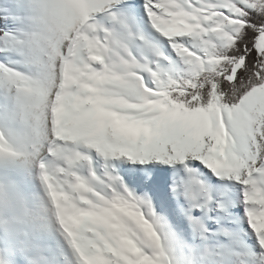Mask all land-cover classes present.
I'll return each instance as SVG.
<instances>
[{"label": "bare ground", "instance_id": "bare-ground-1", "mask_svg": "<svg viewBox=\"0 0 264 264\" xmlns=\"http://www.w3.org/2000/svg\"><path fill=\"white\" fill-rule=\"evenodd\" d=\"M2 2L11 19H19L34 32L15 42L5 36L1 43L0 56L10 64L0 68L1 261L10 264L24 254L28 260L24 264H77L81 259L89 264H157L153 258L157 257L158 233L151 227L137 231L144 249L127 229H120L109 242L85 244L70 216L73 211L66 206L70 200L62 199L57 190H49L45 164L52 168L79 150L85 155L91 149L102 163L95 184L104 188L103 181L110 174L122 178L127 187L136 186L151 206L159 203L164 209L162 227L171 239L179 241L184 260L189 254L202 264H264V201H253L256 194H264L257 186L264 184V174L247 173L254 167L264 170V100L260 95L251 93L243 102L245 113L236 112L229 118L234 151L213 168L217 134L205 121L208 114L175 118L167 127L138 134L115 113L104 140L97 142L90 140L80 125L81 117L75 114L80 101L69 93L74 59H67L65 52L70 38L78 40L74 34L78 36L76 29L84 16L122 10L124 23L138 36V69L143 73L138 85L145 98L152 88L159 92L163 73L174 65L186 68L199 64L210 34L222 31L217 19L230 12V0H189L207 18L205 24L196 25L195 19L177 14L180 0ZM166 16L184 23L177 28L168 22L161 26ZM147 44L156 47L154 56ZM13 47L15 55L9 53ZM88 49L92 54V48ZM85 77L84 90L88 88V73ZM113 81L119 89L133 92V83ZM135 81L138 83V78ZM147 104L130 110L148 112L152 102ZM255 113L261 119L254 124ZM120 130L124 131L120 142L110 145L113 133ZM207 130L209 135L205 136ZM63 152L69 157L62 158ZM194 170L195 179L201 181L195 190L186 178L188 173L194 177ZM75 183L78 195L85 184Z\"/></svg>", "mask_w": 264, "mask_h": 264}, {"label": "rangeland", "instance_id": "rangeland-1", "mask_svg": "<svg viewBox=\"0 0 264 264\" xmlns=\"http://www.w3.org/2000/svg\"><path fill=\"white\" fill-rule=\"evenodd\" d=\"M180 2L177 14L183 15L187 20L195 19V25L206 23L207 18L202 14L199 6L191 5L189 0H180ZM237 2L250 5L247 0H230V12L221 13L217 19L222 31L217 34H210L207 41V51L199 55L200 59H202L199 64L186 68L177 67L173 64L174 67L172 69H168L163 73L159 92L157 93V90L152 88L147 92L145 98H142L139 90L143 73L139 72L138 69V63L140 62L137 54L138 36H136L130 25L124 23L121 17L122 13H120L122 10L118 13L110 11L104 16H101L100 13L84 16L76 29L78 36L74 34V37H77L78 40L69 39L65 56L69 60L74 59L73 71L69 73V93L73 99L80 101V106H75V114L81 117L79 123L86 131L87 137L97 142L104 140L107 124L115 113L122 118L125 126L134 127L138 134H145L147 130L157 126L167 127L175 118L204 113L210 116L205 120L209 123L208 127L217 134V143L215 144L217 160H215L216 165L212 167L215 168L224 161L226 156L234 151L231 130L228 124L229 118L233 117L236 112L245 113L246 107L243 102L251 93L256 92L264 100V86L250 91L233 108L220 107L214 111L181 113L166 104L164 85L166 78L176 71L193 73L206 66L211 60L209 45L212 40H216L223 45L232 42L233 34L240 26ZM109 6L105 7L104 10L106 11ZM0 14L5 20V28L0 39V51L2 48L1 43L5 36H9L11 42L32 36L34 31H31V28L29 29L28 26L22 24L19 19H11L7 6L2 0H0ZM16 16L19 17L18 14ZM166 18L167 20H163L162 24H160L161 26H167L169 23L177 28L184 23L180 19L172 20L168 16ZM147 46L148 49H152L151 54L154 56L156 47H151L150 44H147ZM89 47L92 48V54H90L91 51L89 52ZM9 53L16 54L14 47L9 49ZM92 55L93 59H91ZM9 66V62L0 56V68L3 69ZM150 69L152 70L151 67ZM86 73L89 75V80L88 88L84 90L82 84L86 81ZM153 73H156L155 69ZM153 75L154 77L156 76L155 74ZM137 78L138 83L135 81ZM113 79L120 83L123 81L133 83V92L127 93L119 89ZM254 98L257 99V96H254ZM151 102L152 107H148V112L137 113L130 110L132 106L143 103L148 106L147 103ZM91 112H93L92 115ZM253 117L252 121L254 124L261 119L258 113H255ZM60 125L63 127L61 121ZM123 133V130H120L118 134L113 133L115 138L110 145L119 143ZM76 135L80 137L81 133H76ZM204 135L208 136L209 130ZM57 136L60 137L59 134ZM138 138L136 137V140ZM80 141L84 142L83 139ZM64 157L68 158L69 154L63 152L62 158ZM101 166L102 163L98 159V154H94L90 149L88 154L84 155L79 150L74 156H70L65 163L59 161L52 168H48L45 164L43 169L44 174L50 179L48 183L49 190H57L62 199L70 200L66 203V206L68 210L73 211L70 216L74 218L75 224L78 225V235L85 244L96 246L95 242L98 241L109 242L114 239L120 229H127L133 233L134 242L141 249H144L145 246L139 243L137 231L147 225L151 227L153 233H158L156 237L159 241V246L155 249L157 257L156 259L153 258L157 264H202L199 259L189 257V254L186 255L185 260L182 258L179 241L171 239L162 227L164 209L159 203H154L152 206L146 203L144 195L136 186H125L122 178L111 177L110 174H107L108 170L106 169L105 174L107 175L105 181H103L105 187L99 188L95 184L94 179L98 177ZM247 173L252 176H258L264 174V170L254 167L250 168ZM195 174L196 171L194 170V177L190 173L186 176L189 187H194V190L195 188H200L199 185L201 183L199 178L195 179ZM76 181L80 185L81 182L85 184V188H81L78 195L75 188L77 185ZM257 186L264 189L263 183H258ZM196 191L198 192V190ZM44 193L48 194L46 191ZM253 201L257 204L264 201V194L262 196L256 194ZM24 261L28 260L24 254H21L13 258L10 264H24ZM0 264H4L1 261V256ZM32 264H39V262L36 261ZM77 264L89 263L87 260L81 259L78 260ZM118 264H123V262Z\"/></svg>", "mask_w": 264, "mask_h": 264}, {"label": "trees", "instance_id": "trees-1", "mask_svg": "<svg viewBox=\"0 0 264 264\" xmlns=\"http://www.w3.org/2000/svg\"><path fill=\"white\" fill-rule=\"evenodd\" d=\"M247 1L249 6L237 2L240 26L231 43L212 40L206 66L193 73L176 71L166 78L169 107L181 113L233 108L250 91L264 86V0ZM4 21L0 14V39Z\"/></svg>", "mask_w": 264, "mask_h": 264}]
</instances>
